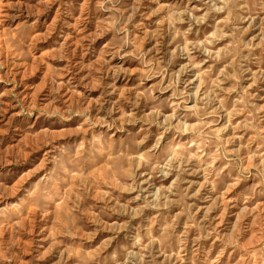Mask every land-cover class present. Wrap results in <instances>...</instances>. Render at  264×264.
<instances>
[{
	"label": "rangeland",
	"instance_id": "374dc122",
	"mask_svg": "<svg viewBox=\"0 0 264 264\" xmlns=\"http://www.w3.org/2000/svg\"><path fill=\"white\" fill-rule=\"evenodd\" d=\"M0 264H264V0H0Z\"/></svg>",
	"mask_w": 264,
	"mask_h": 264
}]
</instances>
